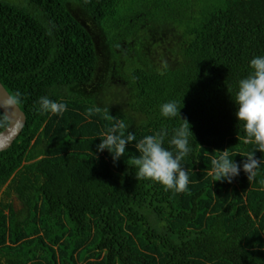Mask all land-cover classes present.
I'll return each mask as SVG.
<instances>
[{
    "label": "trees",
    "instance_id": "obj_1",
    "mask_svg": "<svg viewBox=\"0 0 264 264\" xmlns=\"http://www.w3.org/2000/svg\"><path fill=\"white\" fill-rule=\"evenodd\" d=\"M258 55L264 0H0V82L26 116L0 151V264H264V152L250 182L234 102ZM182 119L188 190L138 179L136 143L167 131L174 150ZM117 122L136 141L114 162L97 136ZM223 150L231 183L209 174Z\"/></svg>",
    "mask_w": 264,
    "mask_h": 264
},
{
    "label": "clouds",
    "instance_id": "obj_2",
    "mask_svg": "<svg viewBox=\"0 0 264 264\" xmlns=\"http://www.w3.org/2000/svg\"><path fill=\"white\" fill-rule=\"evenodd\" d=\"M167 68V65H164ZM250 74L239 81L238 91L235 96L236 117L243 122L246 133L245 143L254 144L252 152L245 155L247 159L243 162V171L248 175L249 181H253L261 168L262 159L255 157L256 150L264 152V55L255 56L250 60ZM164 72L161 71V75ZM180 105L171 100L160 105V113L165 118L180 116ZM38 110L43 113L62 115L67 111V105L58 102L48 96H41L38 101ZM91 110L88 116H91ZM175 128L169 141L172 149L164 146L167 131L158 132L155 135H147L136 143L135 147L141 154L133 161L138 179H149L162 184L166 190L183 193L188 190L190 176L182 161L190 155V136L193 133L188 120ZM127 125L117 122L97 137L101 142L97 145V151H109L113 161L117 162L127 150V145L136 141V135L127 132ZM212 169L209 173L214 176L215 181H226L231 183L241 173V164L233 159L228 150L221 151L218 157L211 159Z\"/></svg>",
    "mask_w": 264,
    "mask_h": 264
},
{
    "label": "water",
    "instance_id": "obj_3",
    "mask_svg": "<svg viewBox=\"0 0 264 264\" xmlns=\"http://www.w3.org/2000/svg\"><path fill=\"white\" fill-rule=\"evenodd\" d=\"M0 110L7 118V126L0 131V151L9 148L21 133L26 116L19 105L0 82Z\"/></svg>",
    "mask_w": 264,
    "mask_h": 264
},
{
    "label": "rangeland",
    "instance_id": "obj_4",
    "mask_svg": "<svg viewBox=\"0 0 264 264\" xmlns=\"http://www.w3.org/2000/svg\"><path fill=\"white\" fill-rule=\"evenodd\" d=\"M176 14V13H175ZM14 200L16 201V199L14 198Z\"/></svg>",
    "mask_w": 264,
    "mask_h": 264
}]
</instances>
